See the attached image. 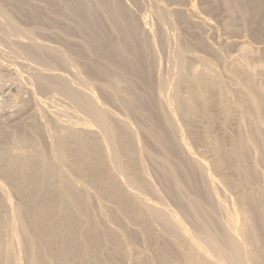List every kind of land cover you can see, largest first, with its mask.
<instances>
[{"label": "bare ground", "instance_id": "bare-ground-1", "mask_svg": "<svg viewBox=\"0 0 264 264\" xmlns=\"http://www.w3.org/2000/svg\"><path fill=\"white\" fill-rule=\"evenodd\" d=\"M237 1L250 4L244 2L248 9L238 4L237 10L251 20L264 12V0ZM8 3L32 5L2 0V15ZM230 4L224 6L231 9ZM196 11L189 9L183 21L199 32L207 22ZM56 16L68 23L66 33L81 32L83 43L72 47L73 53L36 43L20 50L42 60L44 69L33 75L38 89L64 96L84 115L67 123L52 119L54 133L48 135L37 96L22 103L13 131L0 112V264H264V64L250 63L256 49L239 42L236 63L221 79L206 59L193 66L186 54L201 48L224 61L222 53L204 37L183 38L165 98L155 81L156 36L136 23L121 1L66 0ZM94 53L101 59L94 61ZM69 65L88 74L78 86L49 72ZM228 90L240 107L232 105ZM106 104L119 106L124 116L112 114ZM237 113L246 126L239 132L232 129ZM194 143L204 157L196 156ZM70 172L87 178L98 196L76 188ZM222 187L235 195L231 202L221 195ZM100 198L115 205L111 221L127 218L137 229L119 232L104 224L93 206ZM124 237L153 257L126 250Z\"/></svg>", "mask_w": 264, "mask_h": 264}, {"label": "rangeland", "instance_id": "rangeland-1", "mask_svg": "<svg viewBox=\"0 0 264 264\" xmlns=\"http://www.w3.org/2000/svg\"><path fill=\"white\" fill-rule=\"evenodd\" d=\"M30 1L32 3L31 7L30 6L18 7L17 4L16 6L12 3L14 5L13 6L11 3L10 4L8 3L10 6L4 5V8L7 10V12L5 13L7 14L2 15L0 13V68H1L0 69V112L3 113L2 115L5 117L4 120H7L6 122L9 125L10 123L11 125L15 124L18 115L21 113L20 111H21L22 103L23 105L24 103H31L30 101H32L33 98L37 96L36 98H39V104H40V105L38 104V106L42 107L43 111L45 112L44 113L45 117L42 119V124L43 127H45L47 134L50 135L54 133V124L52 123V119L57 118V120H60V122L67 123L69 119L71 121L73 120L77 121V119L80 118L82 119L84 114L70 100H68L64 96L56 95V93L54 92L53 94L51 93L52 91H49V93L41 92L38 89L35 79L33 80L34 78L33 75L36 74L38 71L44 69V67L41 66L42 60H34V59L31 60L26 55H24L20 49L23 48V46L36 43L49 48H59L63 50V52L67 51L68 53L71 54L73 53L71 50L72 47H74L75 45H80L81 42L83 43V38H80L81 32L79 30L77 31L76 28L71 29V31L66 33L70 29V27H68V23L65 20L59 19L56 16V13H58V11L62 12V10H64L66 0H30ZM83 1L90 2V0H83ZM119 1H121L122 4L129 10L136 23H138L141 26L143 25L148 27L149 29H152L153 34L156 36V37L154 36L156 40L155 42L157 41L158 42L156 43L157 45H155V52H154L156 54V55L154 54V56L157 61V67L155 71V81H156V85H160V89L162 90L165 98H168V96L171 93V88H172L171 85L177 73V68L175 65L176 57H177V53L183 50L182 49L183 38H187L188 41H193L194 37H197L195 38V40L199 39V37L200 38L204 37L203 40L207 44L213 46L222 53L224 61L217 60L210 53L208 54V52H206L205 49L203 50L201 48L196 49V51L192 52L191 54H186L190 59L192 58L191 60L189 59L188 63L191 64L192 62L193 66L198 65L199 64L198 61H200L201 58L206 59L208 61L207 64H209V66L214 70L216 75L221 79H226L225 70L228 68V66L230 67L231 65L236 63L234 59L238 57L240 52L239 51L240 46L237 47L239 45V42L240 44L242 42V44L247 45L251 49L252 48L256 49L254 53L256 54L259 53L258 55L253 54V56L255 55L256 58L251 57L250 63H252V65H254V63L259 65L261 64V62L264 64V56H262L264 54V34H263L264 12H262V14L259 15L260 18L257 16V18L255 19L256 21H254V19L253 20L250 19L251 17L250 14L246 15V17H244V15L242 16L239 13V10L237 9L241 7L239 6L241 4H243L242 5L243 8L246 7L245 9L250 8L249 7L250 4H248V2L244 1L249 6L245 4L243 1L242 3H240L237 0H231L233 2L232 3L230 0H225V2L227 3H229V1L230 3H232V4L229 3L230 5H232L230 9L229 7H226L229 4L228 5L221 4V2L225 3L224 0L223 1L203 0L204 2H202V0H182V1L181 0H174V1L173 0H168V1L167 0H119ZM188 1L190 4L188 3ZM209 2L210 3L213 2L212 3L213 6ZM205 5L207 6L205 7ZM237 5L239 7H237ZM195 6L197 11L195 9ZM223 6L227 10L233 9V12L230 11L231 14H233L232 16L235 15L233 18L237 16L235 18L236 27L234 28V30L232 29L234 33H231V30L229 31V25L231 24V22H234L235 20L233 18L232 19L230 18L231 14L227 10L226 12ZM20 7L22 8V11L20 13L16 12ZM191 8L194 9L207 22V24H203L204 27H202L203 29L201 28V31L199 30V32H194L195 30L189 28L187 23L184 22L186 19H189L188 18L189 16L186 12ZM160 9L163 10V13L160 11ZM208 9L209 10L211 9L212 11L211 10L209 11ZM12 10L15 12H12ZM32 11L34 13H31ZM174 11L175 12L180 11L181 13L178 12L180 16L179 15L176 16V13H174ZM33 14L35 16H32ZM162 16L164 19L163 22H161ZM247 16L249 17V20ZM99 17H101L100 14ZM10 19H12L13 21L10 22ZM183 19L185 20L183 21ZM229 19H231V21ZM238 20L240 22L239 24H238ZM245 21H247V24ZM251 21H253L254 23L253 25H251L252 24ZM257 21H258V25L256 26L255 23ZM159 22L161 25L159 24ZM183 24H186L189 29L186 27V25ZM237 24L241 27L239 26L237 27ZM241 24H243V26ZM249 25H251L250 26L251 28L247 29ZM253 28L256 30H254ZM236 29L240 30L238 31L239 33H237ZM251 29H253L252 30L253 33L255 32L259 36L257 34H256L257 36L253 35ZM260 31L262 34L259 33ZM162 36L165 37L163 38ZM191 36H193V38ZM205 36L207 39L205 38ZM151 37L153 38L152 35ZM165 38L167 40H165ZM234 43H236L235 46ZM91 57L93 58L94 61L101 59L98 56V53H94V55H92ZM194 59H196V61ZM69 66L68 68L67 66L59 67L57 68V70L55 68L54 70H49V72L51 73H54L53 71H55V73L58 72L57 74L59 73L62 74L63 76H65V78L66 77L68 78L66 79L69 80L70 83L74 84L75 86H78L79 82H81V78L83 80L84 77L88 76V74L85 72L79 73V71L77 72V70L73 68V66L71 65ZM263 70L264 69L261 70L262 74L264 73ZM257 73L258 76H261V73H259V71ZM25 79L27 80V82ZM21 83H22V87H21ZM234 89L236 92L235 86ZM228 93L232 96V99L235 101V103H233L232 105H237L238 107H240L241 105L239 104L238 99H235L233 97V93L231 91L229 92V90ZM105 106L110 110L112 114L120 115V117L124 116L122 114L123 111L122 109H120L119 106L117 107V105L114 104H106ZM12 126L11 129L13 131L14 126L13 127ZM242 126L244 125H240V113H237L235 116V121L233 122L232 125V129L234 128L235 132H239V130L243 131L246 128V126H244V128H242ZM134 128L136 131H138L136 126H134ZM45 142H48V140L45 139ZM192 143L190 142V145ZM192 146H193L192 149L194 150V153H196V156L201 158L202 154L200 155V152L202 153L203 149H201V147L198 145L197 147L195 143ZM198 148H200L199 149L200 151L198 150ZM204 155L205 154H203L202 157H204ZM209 157L208 159L207 158L204 159H206L208 163L210 162L212 163V159H211L212 156L210 158ZM146 163H148V161ZM150 174H151L150 178H152L151 182L154 183L153 185L155 186V184H157L155 187L157 188L158 186L160 187V183L158 182L159 179L157 177V172H155L154 169H151ZM70 175L73 181V185L76 188H83L85 190H88V192L92 196H98L97 188L92 186L87 178L77 176L71 172ZM222 188L224 189V187ZM223 189H221V195L227 197L228 200L231 202L232 200L230 199H234L235 195L231 193L229 189L227 188L224 189V190H228L227 191L228 193L225 192ZM7 191L9 192V195H11L12 200L15 203H17L18 199L16 198V196L10 191L9 188H7ZM148 197L149 199L151 198L150 200L152 202H157V198L155 196H148ZM93 206L95 208V213L98 215L99 219L103 221V223L106 224L109 228H112L119 232L123 231V229L128 230V228L131 229L132 231H135L137 229V225H135L134 222L130 221V219L122 217L118 222H113L110 220L112 209L115 208V205L113 203L100 198L98 200L95 199L93 201ZM123 239L126 246V250L134 249L141 254L146 253L147 255H149V258L153 257L152 252H150L148 249H145V247L142 244L136 242L132 243L126 237H124Z\"/></svg>", "mask_w": 264, "mask_h": 264}]
</instances>
